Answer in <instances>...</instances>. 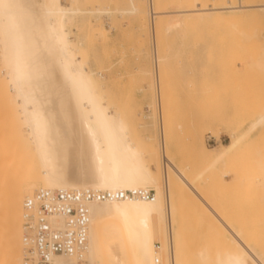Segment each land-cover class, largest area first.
Segmentation results:
<instances>
[{"label":"bare ground","instance_id":"1","mask_svg":"<svg viewBox=\"0 0 264 264\" xmlns=\"http://www.w3.org/2000/svg\"><path fill=\"white\" fill-rule=\"evenodd\" d=\"M67 1L64 6L63 0H0V264H21L25 199L38 190L78 189L154 193L153 202L91 204L89 264H264V250L251 247L176 167L167 154L165 128L164 143L159 137L158 147L146 146L135 124L105 93L106 77L100 73H109L110 65L92 67L83 41L71 39L74 30L86 31L93 23L107 32L99 22L103 18L113 23L116 18L138 20L148 15L152 26L158 16L155 0H127L126 7L123 3L95 9L88 8L89 0ZM213 1L206 7L172 11L164 27L166 36L185 32L188 17L204 20L225 14L230 30L226 38L231 43L224 54L222 79L224 83H258V66L264 72V59L258 62L254 29L239 22L258 19V12L264 15V3ZM140 2L145 9L139 8ZM154 28L151 51L143 53L151 59L155 84V70L160 83L168 68L174 70L175 54L171 44L162 51ZM260 122L264 125V114ZM236 130L228 127L227 145L209 148L203 140L198 142L200 158L212 169L206 172L207 182L218 188L229 184L230 172H214L249 156L245 152L258 132V114L241 131ZM263 161L264 157L256 162L264 169ZM172 176L215 219L224 246L205 245L193 258H186Z\"/></svg>","mask_w":264,"mask_h":264},{"label":"rangeland","instance_id":"2","mask_svg":"<svg viewBox=\"0 0 264 264\" xmlns=\"http://www.w3.org/2000/svg\"><path fill=\"white\" fill-rule=\"evenodd\" d=\"M66 1L63 0L64 6L69 4ZM220 1V4L229 2ZM213 2L155 0L158 16L156 24L152 26L146 14L148 18L144 15L138 20L116 18L113 23L103 18L99 22L104 24L107 32L100 31L93 23V27L81 31L83 33L74 30L71 39L83 41L92 67L110 65L106 67L111 69L109 73H100L106 77L105 93L110 97V103L123 110L124 118L135 124L134 130L139 138L144 139L146 146L158 147L159 129L153 106L155 84L150 74L152 65L149 56L143 53L151 51V37L156 33L153 25H156L157 41L162 51L171 44L175 54L171 63L174 70L170 72L165 67L167 72L160 83L167 154L174 160L176 167L183 170L200 189L202 196L214 206L213 209L218 210L222 218L243 234L251 247L253 245V248L264 250V187L261 185L264 180L259 184L264 177V169L256 162L257 158L259 161L264 157V125L260 122L264 114V72L258 66V83H224V54L231 43V38H226L230 37V30L225 14L220 18L204 20L188 17L185 32L170 37L164 32L172 11L197 9ZM123 3L125 7L128 4L127 0H89L88 8H114ZM258 3H264V0H258ZM140 4L142 2L138 3L139 8L145 9ZM239 24L250 30L252 28V31L254 29V41L258 43V62L264 59V15L258 12V19L243 20ZM182 34L186 35L183 39L179 37ZM182 45L187 47L183 48ZM137 68L141 71L137 72ZM139 88H145L146 91L140 93ZM256 114L258 132L253 136V148L250 145L245 152L249 156L240 157L224 170L219 168L214 172H230L227 179L229 184L218 188L212 182H207L206 172L212 169L200 158L198 142L203 140L209 148L227 145L230 143L228 127L239 129L236 130L239 132ZM140 125L142 128H139ZM148 138L151 140L148 141ZM155 170L159 168L155 167ZM170 183L180 208V228L186 258H193L195 252L205 245L211 249L224 246L226 241L220 227L212 215L206 213L201 202L184 190L176 177L172 176Z\"/></svg>","mask_w":264,"mask_h":264},{"label":"built area","instance_id":"3","mask_svg":"<svg viewBox=\"0 0 264 264\" xmlns=\"http://www.w3.org/2000/svg\"><path fill=\"white\" fill-rule=\"evenodd\" d=\"M154 81V108L160 142L164 143L163 105L156 70ZM127 200L153 202L154 193L146 190L102 192L93 189L36 191L23 202L21 264H89L91 204Z\"/></svg>","mask_w":264,"mask_h":264}]
</instances>
